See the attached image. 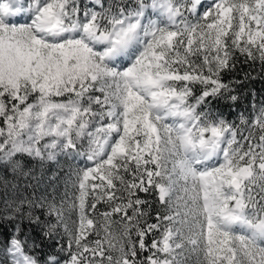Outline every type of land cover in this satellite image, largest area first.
<instances>
[{
  "label": "snow or ice",
  "instance_id": "snow-or-ice-1",
  "mask_svg": "<svg viewBox=\"0 0 264 264\" xmlns=\"http://www.w3.org/2000/svg\"><path fill=\"white\" fill-rule=\"evenodd\" d=\"M237 54L264 72V0H0V169L84 162L59 203L5 177L0 264H264V105L212 107Z\"/></svg>",
  "mask_w": 264,
  "mask_h": 264
},
{
  "label": "trees",
  "instance_id": "trees-1",
  "mask_svg": "<svg viewBox=\"0 0 264 264\" xmlns=\"http://www.w3.org/2000/svg\"><path fill=\"white\" fill-rule=\"evenodd\" d=\"M238 56V63L236 65V72L231 74H226L223 78L225 82H231L234 87V92L238 99L233 102L229 99H221L213 103L212 107L215 112L222 115L226 120L235 122L239 124L240 117L243 115L246 119L251 120L252 111L254 107L259 105H264V72H261L260 65L257 63L252 64L251 61L245 63L242 56ZM245 73L250 74L245 76ZM236 81H240L236 83ZM24 160L28 161L33 170L36 172L37 176L41 178L42 183L37 188L36 192L33 193L32 188H26L23 180L19 182L13 179V173L10 170L0 169V184L4 183L5 177H7V183L9 186V191L7 193L8 201L11 202L13 199H22L25 197L36 198L41 194L51 197L53 194H60L62 189V183L60 178L62 177V170L64 165L69 160H64L60 164H52L50 166H45L40 168L38 163L29 160L27 157H23ZM70 162V161H69ZM13 183L18 184V189H11ZM33 184L36 181H32ZM143 195V194H141ZM5 205V191L0 188V210H3ZM36 215H41V209L34 210ZM41 219H45L41 215ZM47 219L55 222L54 217H47ZM4 228L0 229V233L3 235H11L12 227L11 222H3ZM25 231L30 238H34L38 244L41 245L37 249V254L40 259L43 260L49 255L58 256V245L56 243L58 236L54 238L45 237L43 232L45 229L37 228L35 226L27 227V222H25ZM3 239V236H0Z\"/></svg>",
  "mask_w": 264,
  "mask_h": 264
},
{
  "label": "rangeland",
  "instance_id": "rangeland-1",
  "mask_svg": "<svg viewBox=\"0 0 264 264\" xmlns=\"http://www.w3.org/2000/svg\"><path fill=\"white\" fill-rule=\"evenodd\" d=\"M211 2H212V0H203V5L207 6ZM201 10H203V9H201ZM260 107H261V105H259L257 107H254V109L258 110ZM254 109H253V111H254ZM253 111H252V114H253ZM66 159L67 158H65L63 156L60 157V163H63L64 160H66ZM69 161L65 163L64 169L62 170V177L60 178V181L62 183V189L60 191V194H53L51 197L47 196L49 200H51L53 197H55L56 202L59 203L62 198H65V191H67L69 198L72 196V193H73L74 190L72 189L71 184L69 183V184L66 185L67 174L70 171V166L72 168H74V167H82L84 162L82 160H78V159L69 160ZM66 215H68V213H66ZM70 215H71V219L68 222H69V225L71 226V220L75 219L76 216H75V213H71ZM58 231L61 233V236H58V239H60L61 243H63L67 239V237L61 238L62 237V233H63V229L62 228L58 229ZM58 257H60V259H64V253L58 251ZM189 264H196L195 255H193V257L191 258Z\"/></svg>",
  "mask_w": 264,
  "mask_h": 264
}]
</instances>
